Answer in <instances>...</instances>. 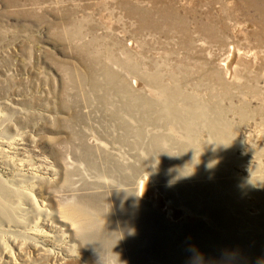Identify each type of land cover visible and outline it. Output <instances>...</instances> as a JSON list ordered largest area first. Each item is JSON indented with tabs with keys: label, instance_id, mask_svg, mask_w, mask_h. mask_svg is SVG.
I'll return each mask as SVG.
<instances>
[{
	"label": "rangeland",
	"instance_id": "obj_1",
	"mask_svg": "<svg viewBox=\"0 0 264 264\" xmlns=\"http://www.w3.org/2000/svg\"><path fill=\"white\" fill-rule=\"evenodd\" d=\"M235 3L0 0L1 205L26 208L14 216L28 227L36 200L63 220L59 243L75 254L53 257L21 244L13 250L19 263L129 264L97 245L84 246L81 236L117 232L125 238L144 228L143 213L133 214L119 196L132 193L137 176L152 167L141 135L144 116L130 95L154 97L148 80L162 75L166 83L194 85L203 102L229 106L232 138L240 144L232 150L229 176L239 182L233 172L242 175L246 230L261 235L264 249V29ZM231 46L237 55L226 78L220 62ZM108 73L115 75L111 84ZM133 75L142 83L138 90L130 85ZM170 132L178 138V129L166 123L164 133ZM153 173L154 186H164ZM171 201L178 210L173 195ZM44 232L45 245L55 247L48 226Z\"/></svg>",
	"mask_w": 264,
	"mask_h": 264
},
{
	"label": "bare ground",
	"instance_id": "obj_2",
	"mask_svg": "<svg viewBox=\"0 0 264 264\" xmlns=\"http://www.w3.org/2000/svg\"><path fill=\"white\" fill-rule=\"evenodd\" d=\"M238 1L236 8L255 14L254 22L264 29V0ZM245 24L247 28L252 27ZM183 30L188 31V28L183 25ZM132 45L129 41L128 46ZM236 55L231 46L220 62L226 78H231ZM114 76L106 75L107 84L113 82ZM148 81L154 97L131 94L130 102L136 105L137 113H143L141 125L145 132L141 135L146 139L152 167L137 176L132 193L119 194L131 204L133 214L143 213L146 223L143 229L125 238L117 232H98L97 235L84 232L83 245H97L129 264H260L264 257L262 237L246 230L242 216V175L233 172V178H238L239 182L229 176L232 150L240 146L232 138L234 133L227 118L229 106L220 100L203 102L194 94V85L174 79L171 84L166 83L163 75ZM130 85L138 90L142 83L133 75ZM166 123L178 129L177 139L171 132L164 133ZM197 132L206 134L204 141L198 142ZM196 150L198 157L194 156ZM84 151L89 155L91 148ZM153 172L161 176L164 186H154ZM171 195L178 202V210ZM0 202V264H21L13 251L21 244H29L53 257H74L72 249L63 251L59 243L66 233L63 220L53 219L35 200L34 225L27 227L21 217L16 220L14 216L22 214L26 208L18 203L1 205L3 201ZM72 225L78 222L72 221ZM47 226V234L57 243L53 248H48L41 239Z\"/></svg>",
	"mask_w": 264,
	"mask_h": 264
}]
</instances>
